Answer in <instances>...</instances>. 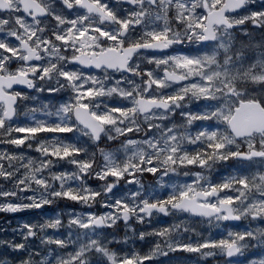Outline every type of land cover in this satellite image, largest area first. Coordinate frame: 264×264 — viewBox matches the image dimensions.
Segmentation results:
<instances>
[{"label": "snow or ice", "instance_id": "6c2138e0", "mask_svg": "<svg viewBox=\"0 0 264 264\" xmlns=\"http://www.w3.org/2000/svg\"><path fill=\"white\" fill-rule=\"evenodd\" d=\"M254 32L262 34L259 40ZM185 42L199 46L195 54H150ZM249 85L264 89V3L257 0H0V144L8 146L0 149V212L41 209L65 199L107 209L69 210L67 223L63 213L24 223L22 241L0 239V247L20 256L17 264H152L177 252L220 256L224 264H243L241 258L264 264V254L247 258L256 249L264 253V171L237 173L219 183L206 175L229 160L259 161L264 168V93L248 98ZM42 93L50 100L20 111ZM61 93L66 99L51 103ZM195 101L203 102L202 111L190 110ZM213 120L226 131H191L196 122ZM66 133L77 139L60 135ZM137 134L141 138L133 139ZM81 137L87 141L81 143ZM103 138L125 139L107 151L98 147ZM189 145L198 147L189 151ZM61 161L75 170L53 172ZM189 166L201 171H185L192 182L172 185L166 198L145 190L140 179ZM175 213L207 218L217 227L224 221L247 224L224 238L195 243L175 238L179 225L133 227V221L143 225ZM121 222L122 240L107 231ZM62 228L66 234L58 231ZM49 229L57 231L49 235ZM149 237L156 240L144 253L112 247ZM32 238L38 246L29 243Z\"/></svg>", "mask_w": 264, "mask_h": 264}, {"label": "rangeland", "instance_id": "374dc122", "mask_svg": "<svg viewBox=\"0 0 264 264\" xmlns=\"http://www.w3.org/2000/svg\"><path fill=\"white\" fill-rule=\"evenodd\" d=\"M258 4V3H257ZM251 30V28H250ZM253 35L255 36V38L257 40H259L261 38V33L260 32H254ZM251 55V54H250ZM13 67V66H12ZM15 67V66H14ZM262 93H264V89L261 88V86L256 85H249L248 86V92H247V96L248 98H251L252 95H261ZM31 95H36L35 92L31 93ZM61 97H63L64 99H66L65 94L61 93L60 95L56 94V99L52 100L51 103H56L57 101H59L61 99ZM50 100V97L48 94L46 93H42L39 95V99L38 101H29L27 103V105H22L20 111L22 112L24 107H36L39 106L40 102H47ZM106 103L112 104L113 101L110 99H106L105 100ZM126 103V102H125ZM203 102L202 101H195L190 105V110L193 112H199L203 110ZM178 116L179 115V111L177 112ZM26 118L21 116L20 120L24 121ZM182 118L180 117V120L178 123H182ZM167 123H171V121L167 122ZM219 121H204V122H196L192 127H191V131L193 133L201 130L202 128H209L211 130H220V131H224L221 126H220ZM22 135V134H20ZM52 134H48V138L51 137ZM61 136H63L65 139L71 140V141H75L77 139L78 134H72V133H66V134H60ZM42 138H43V134H42ZM82 138V137H81ZM80 138V142L84 143L83 140H81ZM36 142H34L35 145ZM116 146L115 149L120 148L122 141L117 142L116 140ZM8 146L6 145H2L0 144V149H4ZM193 147H195V145H189L188 149H192ZM22 151H25L27 153V155L32 156V157H38L39 153L35 152L34 150H29V149H21ZM113 151V150H112ZM121 156H123V152L120 153ZM236 164V166H240V167H245V170L241 171V168L239 171L234 170L231 172H228L226 174L223 173H219L218 175L215 176V183H219L222 182L226 177L230 176V175H235L237 173L240 174H249V173H255L257 171H261L260 169H257L258 166H260L259 161L256 162H250V163H238V162H234ZM194 168H198L196 166H189L187 168H181L179 169L177 172H179V174L177 175V177L175 178L177 181L174 182L173 181V176L172 174H168V175H153L151 173H144L146 174L147 177L153 179L156 175H157V182L158 184H153V185H147L145 187V190H153L156 195H158L161 198H166L167 195H169L172 191V185L174 184H185V183H191L192 180L194 179V176H192L191 174L188 176H185L183 173L185 171H188L190 173L192 172H196V171H201V170H194ZM75 170V166L68 164L66 161H61L59 164H56L53 166L52 171L53 172H61V171H74ZM142 174V175H144ZM159 174V173H158ZM142 175L140 176L141 182L144 183L143 177ZM206 175L209 176V178L212 180V176L210 175V173H206ZM0 183H3L2 181H0ZM73 185L75 186V182H72ZM92 187H97L99 182L96 180H89L88 182ZM163 185V187H161L160 185ZM9 185H5V187H8ZM145 186V184H144ZM56 187L58 188V184L56 185ZM121 190H127L128 189V185H124L123 183L121 184ZM132 190H136V186H131ZM28 195H31L32 193H27ZM119 194V193H118ZM232 194V193H229ZM3 202V201H0ZM26 202V201H25ZM69 210H73L76 212H96V213H102L104 211H107V209L102 208L100 206V204H96L95 206H93L92 208H88L87 206H83L80 205L76 202L70 201V200H57L55 201L53 204L51 205H45L43 206L41 209H25L23 211L20 212H16V213H6V212H0V216H5V214H7V220L2 221L0 220V239L2 240H15L16 242H21L22 241V236H21V232L19 231L21 229V225L24 223H28V224H40L43 223L45 220L50 219L52 217H54L57 213H63L65 214L63 216L64 222L67 223V215L66 213ZM0 217V218H1ZM247 224V221H243L242 223L238 224V226H236L235 224H228L227 222H222V224L217 227L215 222H213L212 224H209L208 220H204L201 218H196L187 214H183V213H176V214H171L169 217L162 219L161 216H153L151 218V222L150 223H145L143 225H139L138 227L141 229L140 231H151L153 229H160V228H166V227H170L173 225H179V228L176 229L174 236L177 240L183 241V242H197L198 240H201L202 237L207 238V237H211L212 239H220V238H224L227 235V231L228 230H233V231H239V230H243V228L245 227V225ZM213 226L214 228V233L212 236H209V229L210 227ZM13 229H17L18 231H13ZM187 229V230H186ZM54 231L57 230H52L49 229L48 230V234L51 235L53 234ZM60 233H64L66 234L67 230L62 228L58 230ZM108 233L112 234V235H125L126 231L124 228L123 223L121 222L119 224L118 227L113 228V229H108L107 230ZM156 240V238L154 237H149V243L146 246V251L149 250V248H151L154 245V241ZM30 244H32L33 246H38L39 245V240L36 238H32L29 241ZM128 244V243H127ZM114 250H117L116 245L112 246ZM264 253H261L259 249L253 250V252L249 253L247 255V258L250 259L253 256H258ZM161 256V255H160ZM158 256V257H160ZM157 257V258H158ZM7 258L9 261V264H17L18 260L20 259V256H18L16 253H13L10 249H8L6 246L4 247H0V259H4ZM194 258L191 257H187V258H183L182 256L179 257V255L175 256L172 254H169L167 256H163V260L165 261L166 264H207V259L201 258L198 254L194 253ZM197 259V260H196ZM243 264H246V258H241ZM199 261V262H198ZM223 264H224V260H223Z\"/></svg>", "mask_w": 264, "mask_h": 264}, {"label": "flooded vegetation", "instance_id": "af4514ba", "mask_svg": "<svg viewBox=\"0 0 264 264\" xmlns=\"http://www.w3.org/2000/svg\"><path fill=\"white\" fill-rule=\"evenodd\" d=\"M260 3H264V2H260ZM124 7H127V5H124ZM198 48H199V46L196 45V44H188L187 42H185L184 44L173 46V49L164 50L163 52H160V53H150V54H154V55H157V56H164V55L173 54V51H181V52H185V53L195 54ZM207 50L208 49H202L201 51H207ZM14 66L15 65H13V68H14ZM77 67H79V66H77ZM147 67L154 68L155 65H148ZM84 71H85L86 74H95V75H99L100 74V75H102V73L99 70H96V69H85ZM115 75L119 76V74H115ZM30 92H33V91L31 90ZM179 119H180V117L178 116V114H176V116L174 117V121L176 123H178ZM133 137H135L136 139H139V138H141V134H137L136 136H133ZM82 140L84 142H86L87 138H83L82 137ZM113 145H114L113 142H109L105 138H103L102 141L98 143V147L104 148L107 151H109V148H112ZM88 146H89L90 151H96V149H97V145H92L91 142H88ZM97 158L98 159L100 158L98 152H97ZM152 183H154V179H152V181L146 180L144 182L145 185H147V184L152 185ZM130 242H131V246L132 247H138L140 249L141 253L147 252L145 250V248H144L147 245V241H139L137 239H131Z\"/></svg>", "mask_w": 264, "mask_h": 264}, {"label": "bare ground", "instance_id": "6f19581e", "mask_svg": "<svg viewBox=\"0 0 264 264\" xmlns=\"http://www.w3.org/2000/svg\"><path fill=\"white\" fill-rule=\"evenodd\" d=\"M170 254V253H169ZM180 257V256H179Z\"/></svg>", "mask_w": 264, "mask_h": 264}]
</instances>
